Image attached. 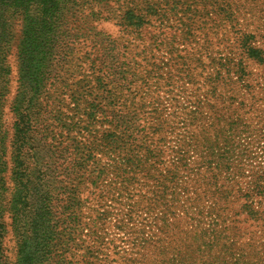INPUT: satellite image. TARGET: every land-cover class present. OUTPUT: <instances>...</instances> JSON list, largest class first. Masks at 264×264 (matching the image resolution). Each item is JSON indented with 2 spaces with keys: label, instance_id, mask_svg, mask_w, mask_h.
<instances>
[{
  "label": "trees",
  "instance_id": "1",
  "mask_svg": "<svg viewBox=\"0 0 264 264\" xmlns=\"http://www.w3.org/2000/svg\"><path fill=\"white\" fill-rule=\"evenodd\" d=\"M222 1L218 22L211 18L210 29H220L224 52L205 65L172 56L179 57L173 68L185 84L197 85L196 70L210 66L211 72L201 80L205 86L201 97L195 87L187 94L189 106L174 113L181 119L167 124L153 111L138 128L133 123L139 112H145L142 105V110L137 109L133 85L137 88L139 83L140 91L147 88L148 73L137 60H125L116 39L92 32L94 26L88 30L79 26L78 13L90 0H0V264H5L6 215L15 240L13 264H73L67 253L75 229L76 264H264V251L245 240L250 231L241 222L243 216L259 226L264 222V80L255 87L249 84L247 65V61L264 64V0ZM187 2L206 0H128L121 16L123 33L129 35L153 20L165 24L175 12H182L183 24L192 30L191 15L205 6L191 7ZM74 5L78 19L72 37L67 15ZM91 11L95 18L97 13ZM14 18L21 22V35L8 135L4 107ZM75 45L76 91L81 94L76 97V110L84 103V117L101 116L106 122L101 130L85 124L90 138L76 140V181L91 175L87 196L100 208L107 200L120 204L123 197L126 212L114 227L129 236L123 238L126 250L119 244L122 240L103 235L108 210L96 207L93 217L84 220L80 180L76 212L71 210L74 198L62 203L63 154L53 158V167L48 165V152L60 142L51 135L45 88L73 56ZM163 65L167 62L155 67L160 71ZM85 87L103 95L90 98ZM122 89H129L125 98L117 93ZM254 144L257 150L252 156L249 148ZM164 148L171 159L163 174L159 157ZM251 158H258V164L245 172L244 159L252 163ZM140 177H153L142 195L133 190L140 187ZM138 210L150 214L149 224L144 221L147 215L141 217Z\"/></svg>",
  "mask_w": 264,
  "mask_h": 264
},
{
  "label": "rangeland",
  "instance_id": "2",
  "mask_svg": "<svg viewBox=\"0 0 264 264\" xmlns=\"http://www.w3.org/2000/svg\"><path fill=\"white\" fill-rule=\"evenodd\" d=\"M127 2L128 0H90L88 5L82 7L83 11L80 13L77 12L81 19L76 18V5H74L67 15V25L69 28L67 29L69 31L68 34L72 35V37L76 36V19H78L79 26L82 25L87 27V30L94 26L95 28L92 32H102L107 37L110 36L109 38L116 39V43L118 44L117 50H119L120 53L125 51V60L129 61L132 58L137 60L141 64L140 69L144 73L145 71L148 73L146 74L149 80L147 88L140 91L139 83L137 88L133 85V89H135L134 93H136L135 104L138 107L137 109L142 110V107H140V105H142L144 106L143 110L145 112H139L137 115L138 118L133 124L138 128L143 124H146L147 120L150 118L147 117L149 116L148 113L153 111H156L167 124H171L172 122L181 119V116L176 117L174 113L182 112L181 110L184 106H189L187 94L191 93L192 89L195 87L199 88L198 96L201 97V93H203V89L205 88V86H201V80L212 70L207 64L204 67V70H196L199 74L194 73L193 81L197 85L194 83L185 84L181 82L182 79L178 78L177 71L173 68L174 62L179 60V57L173 60L172 56L174 54L177 56H185L184 59L191 60L192 62H201L205 65L210 61V57L216 56L219 52H224L222 43L219 42V38H222L221 31L219 32L220 29H210V26L214 24V21L218 22L216 15L219 10L222 9L223 1L206 0L205 3L201 4H189V2H187L191 7L202 8V6H205L204 10L191 15V17H195V21L191 25L193 27L192 30H187V24H183V21L180 18L183 17L182 12H175L174 16L172 15L171 17V15H169V19L166 18L169 21L165 24H160V21L153 20V22L148 23V25L143 26L140 29L136 28L135 31L130 32L129 35H125L122 30L121 16L124 9L129 5ZM91 10L97 13L95 18L90 16L92 12ZM162 10V8L157 9V11L161 12ZM189 14V12L185 13V15L190 16ZM211 18H215V20L211 21ZM12 34L13 38L9 46L8 55V62L11 69L9 93L6 96L4 107V127L8 131V135L11 133V125L13 122V114L10 110V104L17 85V44L21 35V22L19 18H14L12 20ZM262 40L263 44H261V46L264 48V39H261V41ZM73 52V56L69 61L66 62L61 69L57 70L56 75L58 76L53 79L51 78L45 88V95L48 96V102L50 104L49 120L50 129L52 130L51 135L55 134V137H57L60 142L59 147H52L51 150L53 152L51 150L48 152V165L53 167V158L57 157L60 153L63 154L60 159V165H62V168L66 167V170L63 171V174H61L60 177L63 180L62 185L64 186L63 189H66V192L63 194L62 203L70 201V198H74L71 204L74 203L75 207L71 210L76 212V183H79L80 180L78 195L83 201L84 220L88 221L93 217L96 207L103 211L108 210L109 213L107 214L108 218L105 220L103 235L106 239L122 240L119 244L122 246V249L126 250L127 248L123 238L126 239L129 238V236L120 230H116L114 227L117 218L126 212L123 197L119 201L120 204L114 203L113 200H107L100 208L98 206L99 203L96 204L94 199L90 200L87 196L88 191H91L92 189L90 182L91 175L81 176L77 178L76 181V140L84 142L90 138V133H87L85 130V124L92 123L93 129L101 130L105 127L106 122L101 121V116H96L92 120H88L84 117V103L80 104V111L76 110V97L78 95L81 96L80 92L76 91V80L79 78L78 74H76V64L79 61L78 53L76 52V45ZM162 61L167 62V65H163V68L159 71L155 66ZM169 65L171 66L169 67ZM247 65L250 72L248 83L254 87L261 84L264 80V64L247 61ZM139 75L141 74L139 73ZM135 78L138 79L137 76ZM128 82L130 81L128 80ZM84 89L91 93L90 95L87 94L90 98H95L97 96V98L100 99L99 96L103 95L100 94V90H96L93 87H85ZM122 90L123 92L118 91L117 93L118 95H122L120 98H125L129 89ZM178 90L183 91V93ZM106 109L107 108L103 106L102 110L104 112H108ZM56 116L58 117L56 118ZM255 121L256 120L253 121L254 125H256ZM257 133H259V131H252V135H256ZM47 141L48 143L51 142L54 144V141L51 140V138H48ZM169 145L171 146V143H169ZM255 145L256 144L249 148L250 152H252V156L257 150V146ZM61 147L67 148L65 153L61 151ZM164 151L165 152L162 156L159 157V172H162L163 174L170 167L169 161L171 159L169 149L164 148ZM251 161L252 163H246V159H244L245 172L258 164V158H251ZM78 175L80 174L78 173ZM244 180L245 179L241 180L240 186H243L242 182H244ZM152 181L153 177H140V185H138L140 187L133 190H135L138 195H142L147 187L151 185ZM134 199L136 198L134 197ZM143 211L138 210V213ZM140 216H146L144 221L147 224H149V221L152 218L150 217V214H145L144 212L141 213ZM67 217H69L70 220H73L72 217ZM69 218H67L66 221H68ZM241 219V222L245 227L248 226L247 229L250 231L245 235V240L252 243L256 249L260 248L264 251V222L259 226L256 221H253V219H247L245 216ZM244 219L246 221H244ZM5 222V264H13L15 260V240L11 232L7 215L5 216ZM127 224L129 227L130 224ZM127 230L129 229L127 228ZM147 230L148 229H146V231ZM70 238L71 241L68 244L69 251L67 253V259H70V261L72 260L73 264H76V229L73 231V235H71ZM248 238H250V240ZM82 239L86 240L87 237L82 235Z\"/></svg>",
  "mask_w": 264,
  "mask_h": 264
}]
</instances>
